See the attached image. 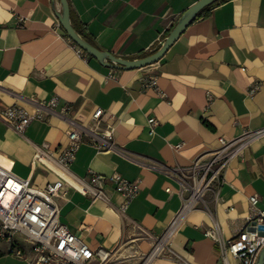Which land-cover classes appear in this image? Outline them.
<instances>
[{"label":"crops","instance_id":"0c3cea01","mask_svg":"<svg viewBox=\"0 0 264 264\" xmlns=\"http://www.w3.org/2000/svg\"><path fill=\"white\" fill-rule=\"evenodd\" d=\"M196 1L67 0L74 28L123 58L156 49ZM60 9L59 0H0V111L11 104L31 111L33 99L52 96L56 110L68 106V116L82 122L103 109L120 150L98 151L84 139L68 171L84 180L117 173L137 182L139 191L120 211L123 195L112 182L104 185L106 199L64 182L56 198L58 219L91 246L116 248L128 264H137L181 207L175 178L149 164L186 166L199 155L209 157L220 136L264 127V0H216L158 61L134 69L112 68L79 53L56 16ZM149 74L156 75L163 95L142 88ZM256 82L259 87L248 94ZM149 117L156 118L151 132ZM66 130L55 114L33 119L22 132L0 117V162L33 185L54 181L56 172L31 161L43 143L56 155L66 144ZM223 175L218 199L207 193L206 207L188 212L171 236L170 246L192 264L220 263L217 243L204 234L211 216L228 239L251 214L250 194L264 208V138L233 158ZM153 262L178 264L168 254ZM0 264L24 261L4 252Z\"/></svg>","mask_w":264,"mask_h":264},{"label":"built area","instance_id":"2783aa9c","mask_svg":"<svg viewBox=\"0 0 264 264\" xmlns=\"http://www.w3.org/2000/svg\"><path fill=\"white\" fill-rule=\"evenodd\" d=\"M74 45L79 53L83 52ZM259 85L256 82L250 86L248 94H253ZM142 88H153L163 95L155 74L142 77ZM56 101L55 96L46 101L33 99L31 111L19 104L7 105L0 111V117L17 132L24 131L33 119H45L51 114L67 123L65 146L55 155L49 145L43 143L36 147L31 161V164L40 163L56 172L59 176L56 180L36 186L29 177H19L11 170V166L0 162V254L8 252L22 259L24 264H128L125 258L116 254V248L101 245L93 247L58 219L56 198L63 193L64 182L83 194L104 199V185L112 182L114 188L123 195V202L118 207L120 211H124L128 202L138 193L139 184L117 173L110 176L93 173L88 180L71 175L68 166L84 139L98 151H119L120 148L114 142V126L104 123L102 108H96L90 119L82 122L68 116V106L56 110ZM147 123L151 132L156 118L149 117ZM260 138H264V127L246 129L237 136H220V145L210 152L209 157L199 155L189 165L169 168L161 164H149V167L175 178L181 207L163 233L155 239L150 250L140 256L141 260L137 264H151L163 254H168L178 264H192L170 246L171 236L188 212L206 207L207 193H211L214 200L218 199L224 170L229 162L241 156L253 140ZM173 146L178 148L180 144ZM166 190L169 191V188ZM248 202L251 214L231 238L222 236L218 222L211 216V225L204 234L217 243L218 264H231L230 257L236 264H254L259 250L264 246V208L257 207V194H250Z\"/></svg>","mask_w":264,"mask_h":264},{"label":"water","instance_id":"95a60500","mask_svg":"<svg viewBox=\"0 0 264 264\" xmlns=\"http://www.w3.org/2000/svg\"><path fill=\"white\" fill-rule=\"evenodd\" d=\"M61 9L56 12V16L66 32L67 36L88 55L95 58L102 65H106L116 69H134L147 66L158 61L168 47L177 39L191 21L195 19L197 14L207 5L216 0H197L187 7L178 17L171 29L164 37L161 44L149 53L136 58H123L116 56L111 52L101 49L92 44L74 28L70 21V12L67 0H59ZM254 264H264V246L259 250Z\"/></svg>","mask_w":264,"mask_h":264},{"label":"trees","instance_id":"16d2710c","mask_svg":"<svg viewBox=\"0 0 264 264\" xmlns=\"http://www.w3.org/2000/svg\"><path fill=\"white\" fill-rule=\"evenodd\" d=\"M213 4H214V2L213 3H211V4H209V5H207L204 9H202L198 14H197V16H199V15H201L205 10H207V9H209L211 6H213ZM76 29V28H75ZM78 32H79V34L82 36V37H84L86 40H88L89 42H91L92 44H94L93 43V41L88 37V35L83 31V30H81V29H76ZM95 45V44H94ZM84 52V51H83Z\"/></svg>","mask_w":264,"mask_h":264},{"label":"rangeland","instance_id":"374dc122","mask_svg":"<svg viewBox=\"0 0 264 264\" xmlns=\"http://www.w3.org/2000/svg\"><path fill=\"white\" fill-rule=\"evenodd\" d=\"M156 262V261H155ZM155 262L151 263V264H154Z\"/></svg>","mask_w":264,"mask_h":264}]
</instances>
